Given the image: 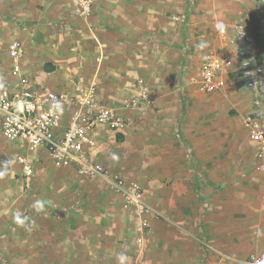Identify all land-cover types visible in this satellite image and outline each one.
Returning <instances> with one entry per match:
<instances>
[{"label":"crops","instance_id":"1","mask_svg":"<svg viewBox=\"0 0 264 264\" xmlns=\"http://www.w3.org/2000/svg\"><path fill=\"white\" fill-rule=\"evenodd\" d=\"M226 1L236 3L235 8L225 6V0H93L91 13L82 17L75 0H0V85L16 82L11 73L9 47L19 41L25 48L21 71L33 80L36 88L73 96L96 86L97 102L130 121L129 127L119 134L123 142L118 141V135L102 127L91 157L125 174L129 157L118 148L128 140L135 144V179L153 190V207H158L163 214V218L160 214V217L150 218L147 236L152 239L151 264H203L200 263L204 255L200 248V229L207 218L211 219L204 216L208 205L211 217H227L228 207H231L232 215L253 223L248 229H240L235 236L241 240L252 239L249 244L245 241L247 249L238 250L223 238L210 237L214 253L208 251V254L213 260L223 254L264 257V170L258 168L256 146L254 151L241 148L245 138L242 127L224 137L221 135L222 140L227 138L235 148L195 147L188 155L176 152L175 157L161 153L158 156L160 169L156 171L154 165L152 171L170 176L174 184L167 189L171 192H165L166 177H155L149 182L145 176L152 158L154 162L157 159L156 154H150L151 141L145 136L143 127L145 116L149 113L160 124L166 116L172 115L177 122L188 114L190 99L196 94L194 82L201 73L204 58L201 60L191 48L193 20L198 18L197 28L207 43L213 41L217 33L230 28L252 30L256 36V5L260 1ZM239 35L242 36L238 34L237 38H232L225 34L222 37L236 46L237 39L241 40ZM251 36L243 40H255L256 37ZM236 55V51H232L228 58L236 62ZM141 82L151 89L154 104L145 111L127 108L128 100L139 95ZM67 116L68 108L64 105V125ZM134 127L137 130L135 140ZM204 136L207 142L208 136ZM177 138L180 140V136ZM154 141L155 151L167 148L161 139ZM59 171L85 179L73 169ZM25 181L29 183L27 178ZM182 186L187 193L181 191ZM98 189L109 191L108 188ZM116 196L125 211L122 214L120 209L110 207L102 217L96 216L94 223H99L100 229L95 225L90 231V245L95 254L104 255L108 264H119V254L128 257L125 264H136L132 260L137 258L136 243L141 237L139 219L135 215L136 218L130 220L126 214L128 208ZM162 205L175 206L177 212L167 213ZM193 205L201 208L197 214L185 209ZM213 206L216 207L214 211ZM213 220L221 221L223 217ZM211 264L225 263L212 261Z\"/></svg>","mask_w":264,"mask_h":264},{"label":"rangeland","instance_id":"2","mask_svg":"<svg viewBox=\"0 0 264 264\" xmlns=\"http://www.w3.org/2000/svg\"><path fill=\"white\" fill-rule=\"evenodd\" d=\"M256 5L257 31L256 38L253 36L252 30H225L224 33H217L213 41L207 43L202 36L198 26V18L193 20L192 44L191 48L194 54H198L201 60L209 54L230 57L232 51L239 52V46L230 45V41L225 40L222 36L228 34V37L237 38L241 36V42L248 59L253 62L257 68L263 69L261 74H253L252 69L245 70L238 61L228 73V83L226 88L213 94H202L199 90L201 79L200 72L195 79L196 94L191 101V107L188 114L183 115L176 122L174 116H166L167 119L163 123L156 122L154 116L148 113L145 116V124L143 125L145 136L151 141V155L156 154L157 159L153 158L148 166V174L146 179L149 182L155 177H166V193L167 189L173 185L174 181H170L169 175L161 173H153L152 167L156 165L155 170L159 171L160 163L158 156L167 152L168 156L175 157L176 152H182L188 155L195 147L198 149H231L232 143L222 140L221 135L226 136L229 132L235 131L242 127L244 132V142L241 148L246 150H255V145L249 138L244 120L248 115L256 110L264 109V0H259ZM223 2V1H222ZM225 6L234 9L236 3L226 1ZM227 19V18H226ZM233 22L236 21L234 18ZM245 32V33H244ZM244 33V34H243ZM249 34L255 40L244 41L243 38H249ZM227 37V38H228ZM238 40V39H237ZM203 44L204 47L198 48L197 45ZM192 52V53H193ZM193 54V55H194ZM249 71L250 74H246ZM255 76L258 84L255 88L249 87L250 76ZM199 90V92H198ZM258 103V104H257ZM245 109H249L245 112ZM239 116V117H237ZM233 128V130H232ZM231 129V131H230ZM136 127H134V140L136 136ZM180 136V140L177 138ZM204 135L208 136L207 142L204 141ZM204 136V137H203ZM162 140L163 145L167 148L164 151L153 149L154 140ZM161 141V143H162ZM166 142V143H165ZM165 143V144H164ZM135 145V144H134ZM131 141H125L120 145L118 150L129 157L127 172L121 173L119 170L109 168L113 175L120 176L125 180H132L131 183H137L145 188V196L154 211L155 217L163 218L162 212L158 211V207H153V190L147 189L142 182L136 179V147ZM160 146V143L156 142ZM162 145V144H161ZM130 156H132L130 158ZM24 157L32 167L31 176H24L20 158ZM10 160L11 167L8 174L0 178V264H108L104 255L95 254L94 249L90 245V231L99 228V223L95 224L96 216H103L108 212V208L113 207L122 209L125 207L117 201V196L102 181H93L88 179H80L76 175L62 174V171L55 168L51 159L44 153L32 151L23 143H11L0 137V162ZM106 167V166H105ZM107 168V167H106ZM152 171V172H151ZM66 176V177H65ZM26 178L29 183L26 182ZM136 178V179H135ZM25 179V180H23ZM28 183V185H27ZM99 188H108V192H103ZM183 193H187L186 187H181ZM112 192V191H111ZM171 192V191H170ZM37 200L45 201V210L37 213L32 205ZM189 202V199H187ZM165 208L167 213L177 212V207L161 206ZM192 214L201 210L198 206H188ZM213 211L216 207H212ZM172 209V210H171ZM230 213L227 217L222 215H214L211 217L209 205L205 208L204 216L210 217L205 220L200 229L201 240L200 248L202 253L203 264L212 261L224 262L225 264H243L249 255L232 256L223 254L214 260L208 254L211 249L210 237L212 239L223 238L230 245L238 250L245 249V241L247 244L252 239L235 238L238 231L252 227L250 221H241L238 216L231 214V207H228ZM19 211L28 216L30 221H34L31 227H20L13 220L14 214ZM164 213V216H167ZM123 214V213H122ZM127 217L134 220L135 214L126 209ZM221 221H214L213 218H221ZM99 224V225H98ZM251 233L250 230H247ZM248 232V234H249ZM228 234L232 237L225 238ZM137 254L136 264H151L152 258V239L146 237L142 244L136 243ZM247 249V248H246ZM249 254V251L245 250ZM246 254V255H247ZM243 255V254H242Z\"/></svg>","mask_w":264,"mask_h":264},{"label":"built area","instance_id":"3","mask_svg":"<svg viewBox=\"0 0 264 264\" xmlns=\"http://www.w3.org/2000/svg\"><path fill=\"white\" fill-rule=\"evenodd\" d=\"M75 1L79 15L87 17L91 13L93 0ZM237 45L239 52L236 58L243 68H253V74L263 73V69L257 68L248 59V52L240 39ZM9 55L12 60L11 73L16 77V82L0 87V135L8 142L23 143L32 151H43L57 169H73L82 178L105 183L128 209L135 212L141 233L137 242L142 244L150 229V218L154 216L144 189L137 183L111 174L108 168L91 157L102 127L119 135L129 127L130 121L97 102L96 86L73 96L63 92H43L36 88L33 80L21 71L20 61L25 55V48L19 41L10 45ZM236 62L213 53L207 55L201 65L200 92L213 94L223 91L228 83V73ZM245 73L250 74L249 71ZM257 84L256 77L250 76L249 87L255 88ZM138 89L139 95L128 100L126 107L145 111L154 104V95L143 82L138 84ZM57 103L59 107L54 108ZM64 105L68 108L65 125ZM244 124L250 140L256 146L258 168L264 170V111L252 112ZM20 162L23 175L31 176L32 167L27 159L21 157ZM260 261H264V257L251 254L243 264H258Z\"/></svg>","mask_w":264,"mask_h":264},{"label":"clouds","instance_id":"4","mask_svg":"<svg viewBox=\"0 0 264 264\" xmlns=\"http://www.w3.org/2000/svg\"><path fill=\"white\" fill-rule=\"evenodd\" d=\"M198 48H202L204 47L203 44L197 45ZM2 86V85H0ZM55 107H59V104H55L53 106ZM11 167V161L10 160H6V161H2L0 162V178L4 177L5 175L8 174V171L10 170ZM45 201L43 200H37L33 203L32 208L37 212V213H41L45 210ZM13 220L16 224H18L20 227H31L34 225V221H30L29 217L24 215L23 213L17 211L14 216H13ZM119 264H125V262L127 261L128 257H126L123 254H119L117 257ZM258 264H264V261H260L258 262Z\"/></svg>","mask_w":264,"mask_h":264},{"label":"trees","instance_id":"5","mask_svg":"<svg viewBox=\"0 0 264 264\" xmlns=\"http://www.w3.org/2000/svg\"><path fill=\"white\" fill-rule=\"evenodd\" d=\"M117 139L118 141L123 142V138L120 135L117 136Z\"/></svg>","mask_w":264,"mask_h":264}]
</instances>
